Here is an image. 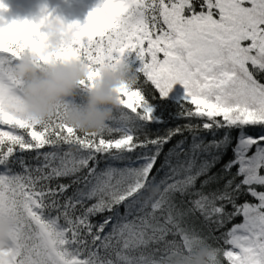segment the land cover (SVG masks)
Segmentation results:
<instances>
[{
	"label": "snow or ice",
	"instance_id": "1",
	"mask_svg": "<svg viewBox=\"0 0 264 264\" xmlns=\"http://www.w3.org/2000/svg\"><path fill=\"white\" fill-rule=\"evenodd\" d=\"M41 12L0 15V264H192L201 249L207 264H264V0H100L49 54ZM26 49L41 65L83 62L85 88L127 54L140 65L105 128L83 133L62 105L46 120L23 115ZM169 105L187 122L151 135Z\"/></svg>",
	"mask_w": 264,
	"mask_h": 264
},
{
	"label": "clouds",
	"instance_id": "2",
	"mask_svg": "<svg viewBox=\"0 0 264 264\" xmlns=\"http://www.w3.org/2000/svg\"><path fill=\"white\" fill-rule=\"evenodd\" d=\"M42 29L49 36L45 54L55 53L59 47L58 37L67 34V24L61 19L50 18L44 21ZM16 72L24 81L22 98L25 117L46 120L53 115L57 105H62L64 121L83 133L102 131L120 107L116 89L135 83L132 67L121 61L115 67L104 68L94 86L87 88L85 103L74 105L68 102V98L75 95L80 81L88 75V68L83 62L72 59L41 65L31 50L26 49L17 63ZM9 231L10 225L0 224V241L5 246ZM207 258V250L201 249L194 255L192 264H207Z\"/></svg>",
	"mask_w": 264,
	"mask_h": 264
},
{
	"label": "rangeland",
	"instance_id": "3",
	"mask_svg": "<svg viewBox=\"0 0 264 264\" xmlns=\"http://www.w3.org/2000/svg\"><path fill=\"white\" fill-rule=\"evenodd\" d=\"M65 0H4L7 5V10L0 12L4 20L10 23L12 20L23 21L25 19L29 21L38 22L42 15L41 8L46 6L48 13H51V18H59L65 24L78 22L83 26L87 22V16L99 3L100 0H89V3H93L95 6H71L70 3H65ZM88 1V0H86ZM43 31V29H41ZM125 59L127 62H137L140 65V61L135 58V54H127ZM174 90L179 92L182 90V86L177 84L174 86ZM73 98L69 97L68 101H72Z\"/></svg>",
	"mask_w": 264,
	"mask_h": 264
},
{
	"label": "trees",
	"instance_id": "4",
	"mask_svg": "<svg viewBox=\"0 0 264 264\" xmlns=\"http://www.w3.org/2000/svg\"><path fill=\"white\" fill-rule=\"evenodd\" d=\"M130 64L131 67L135 68V67H138L139 64L137 62H128ZM262 80H264V77H261ZM146 90L149 91V92H152L153 94H155V90L154 88H152V86L149 84V85H146ZM86 96H87V88L83 87V86H80L75 95L72 97L73 100L72 101H68L69 103L71 104H74V105H83L86 101ZM176 106L175 105H169L168 106V110L165 111L164 113V119H165V123L164 124H157V125H151L150 126V134L151 135H156V134H163L166 132V130L168 128H172V127H175L176 125H180V124H184L186 123L187 121L183 120V119H176V118H173L170 113H174L176 111ZM195 122V121H194ZM252 134H256L259 132V129H254V130H250ZM185 135L187 136L188 133H185ZM179 139H182V137L180 136H177V137H174L173 140L165 146V152L167 151L168 148H170L173 144H175ZM231 152L228 153L227 156L224 157V160L221 161L220 164H218L214 169H213V172H219L220 169H221V166L223 165V163H225L228 159L231 158ZM31 162V161H30ZM163 162V156H161V158L158 160L157 162V165H156V168L153 170V175L156 177V182H159L161 179H164L165 178V173L167 172V169H164L162 171H159L157 172V169H160V165L162 164ZM115 166H121L119 164H116ZM100 169H104L106 167V163L105 161H101L100 165H99ZM19 170V169H17ZM233 171H235V169H233ZM62 182H65L67 183L68 181L65 180V181H62ZM221 183H223V181H221ZM152 189H149L147 192H145V195H150L152 194ZM241 200H250L252 202H255L251 197L249 196H242L241 197ZM120 212L123 213L124 211V208L123 206L120 207ZM110 215V213L108 212H105L103 214H99V215H96L95 217H93V222L94 223H98V222H102L103 219ZM240 222V217H237L235 220H233L231 223L227 224L226 227L224 229H221L220 232H223L225 231L227 228H231L232 224L234 223H239ZM203 221L202 220H199V221H196V227L197 228H201L203 227ZM206 230V229H205ZM220 232H216L215 235L219 236L220 235Z\"/></svg>",
	"mask_w": 264,
	"mask_h": 264
},
{
	"label": "bare ground",
	"instance_id": "5",
	"mask_svg": "<svg viewBox=\"0 0 264 264\" xmlns=\"http://www.w3.org/2000/svg\"><path fill=\"white\" fill-rule=\"evenodd\" d=\"M65 3H70L71 6H95L93 3H89V0H65Z\"/></svg>",
	"mask_w": 264,
	"mask_h": 264
}]
</instances>
